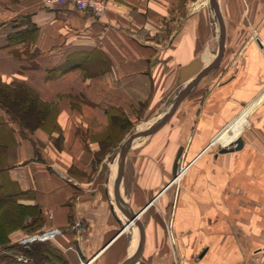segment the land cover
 Here are the masks:
<instances>
[{"label":"crops","instance_id":"obj_1","mask_svg":"<svg viewBox=\"0 0 264 264\" xmlns=\"http://www.w3.org/2000/svg\"><path fill=\"white\" fill-rule=\"evenodd\" d=\"M109 1L94 17L0 0V228L8 240L0 264H30L14 249L37 244L66 264H179L169 223L183 264H261L264 0H217L226 27L220 66L158 132L134 141L122 184L131 124L177 91L154 124L170 111L197 77L181 84L182 68L216 61L220 28L211 0ZM238 138L240 150L220 153ZM181 149L189 169L176 194L166 186ZM17 206L31 209L22 224ZM54 229L63 232L54 241L28 242Z\"/></svg>","mask_w":264,"mask_h":264},{"label":"water","instance_id":"obj_2","mask_svg":"<svg viewBox=\"0 0 264 264\" xmlns=\"http://www.w3.org/2000/svg\"><path fill=\"white\" fill-rule=\"evenodd\" d=\"M211 4H212V6L216 12V16L218 18L219 28H220V47H219V53H218V57H217L216 61L211 66H209L208 68L203 69V70L201 69L202 63H201L200 59H197V60L193 61L191 64H189L188 66L182 68V70L180 71V83L181 84L185 83L186 81H188V79L192 78L195 75H197L196 79L190 85L186 86L180 92V94L178 95L173 107L170 109V111L166 115H164V117H162L153 126L147 128L145 130L135 132L124 143V145L122 146V148L120 150L119 164H118L120 184H122L123 179H124L125 160H126L128 152L130 151L134 141H136L140 138H143V137L151 136V135L155 134L156 132H158L164 125H166L168 123V121L171 119V117L174 115V113L178 109L179 105L186 98L189 91L194 86H196L204 76H206L211 71H213L214 69H216L220 66L222 59H223V56H224V52H225L226 27H225L224 19L222 17L221 12H220L217 0H211ZM242 146H243L242 139L238 138L234 142V148L233 149H228V150L224 149L222 151V153H228L230 151L240 150L242 148ZM182 154H183V149H181L179 151V154L177 156V160H176V163L174 166V175L178 172L179 165H180L179 163L181 161ZM127 215L129 217L130 221L133 222L138 227V229L140 230V232L142 234V226H141V223L139 221H137V217L133 214H130V213H128Z\"/></svg>","mask_w":264,"mask_h":264},{"label":"rangeland","instance_id":"obj_3","mask_svg":"<svg viewBox=\"0 0 264 264\" xmlns=\"http://www.w3.org/2000/svg\"><path fill=\"white\" fill-rule=\"evenodd\" d=\"M42 3L45 2V0H41ZM94 1H106V8H105V12H104V15L107 14V12L109 11L110 9V1L109 0H88V4L90 5V8L91 9H94L95 8V2ZM206 2L208 0H195L196 2V7H198L197 5L199 3H202V2ZM45 4V3H44ZM103 15V16H104ZM176 92L177 91H174L173 93H171V95H169L168 98L165 99L164 101V104L162 106V109H157L156 112L152 111V112H148L147 113V117L146 119H140V120H134L133 123L131 124V127H130V133H133V132H136V131H140V130H143L145 128H148L150 127L151 125H153L157 120L159 114H161L162 111H164L165 109L168 108V106H170V104L172 103V99H173V96L176 95ZM126 138V137H125ZM142 143V142H141ZM153 143V141H152ZM234 148V143H232L230 145V147H225L224 149H233ZM224 149H221L220 153H222V151ZM223 154V153H222ZM114 164H117V161H115ZM189 169V166L188 164H186L184 161H182L179 165V169H178V174L177 176L176 175H173L171 181L167 184L166 186V189L167 188H171L172 191H175V193L177 194L180 190V187H181V183H182V180L184 179L185 175L187 174V171ZM181 176V178H179L178 176ZM168 229H169V235L172 239V245H173V250L176 252H178V257H179V264H183V257L180 253V249H178V245H177V237H176V234L175 232L173 231V226L171 225V223H169L168 225Z\"/></svg>","mask_w":264,"mask_h":264},{"label":"trees","instance_id":"obj_4","mask_svg":"<svg viewBox=\"0 0 264 264\" xmlns=\"http://www.w3.org/2000/svg\"><path fill=\"white\" fill-rule=\"evenodd\" d=\"M20 102H21V104H19V105L22 108L26 107V105L28 104V103H26L25 100H21ZM3 106L11 111L9 104H4ZM13 211L16 214H18V220H19V223H21V224H22V221L24 220L21 218V214L24 211H25L24 212L25 216L31 214V209L23 208L21 206L15 207ZM33 216L35 219L34 225L40 226L41 225L40 216H37L36 213L33 214ZM18 220H17V222H18ZM3 222L4 221H2V222L0 221V224ZM25 228H27V227H25ZM6 235H5V231L1 230V228H0V243L3 246H6L8 244V240H7ZM14 252H15L14 255H21L22 254L23 256L29 258L30 264H66V262H64L63 258L60 256V254L58 253V251L55 248H53L49 245H45V244H37L31 248L15 247Z\"/></svg>","mask_w":264,"mask_h":264},{"label":"built area","instance_id":"obj_5","mask_svg":"<svg viewBox=\"0 0 264 264\" xmlns=\"http://www.w3.org/2000/svg\"><path fill=\"white\" fill-rule=\"evenodd\" d=\"M94 2H95L94 9L90 8V5L88 4V0H45L44 3L49 8H62V7L71 6V7H74L78 11L90 13L94 17H103L105 8H106V1H101V2L94 1ZM260 44H261L262 50L264 51V44L261 42ZM71 229L74 232H78L82 229V224L80 222H76L71 227ZM62 234H63L62 231L58 229H54L51 231L33 235L28 239V242L32 243V242L54 241L57 237H59ZM21 260H24V259L21 258ZM80 264H93V263L82 261ZM261 264H264V260L262 261Z\"/></svg>","mask_w":264,"mask_h":264},{"label":"bare ground","instance_id":"obj_6","mask_svg":"<svg viewBox=\"0 0 264 264\" xmlns=\"http://www.w3.org/2000/svg\"><path fill=\"white\" fill-rule=\"evenodd\" d=\"M121 211V210H120Z\"/></svg>","mask_w":264,"mask_h":264}]
</instances>
